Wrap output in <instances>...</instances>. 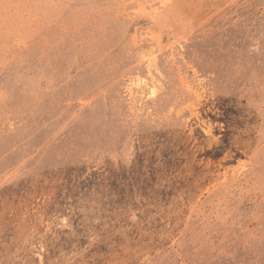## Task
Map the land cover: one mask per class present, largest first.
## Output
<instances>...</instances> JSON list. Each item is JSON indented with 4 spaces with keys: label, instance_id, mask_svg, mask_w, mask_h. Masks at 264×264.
Returning a JSON list of instances; mask_svg holds the SVG:
<instances>
[{
    "label": "rangeland",
    "instance_id": "1",
    "mask_svg": "<svg viewBox=\"0 0 264 264\" xmlns=\"http://www.w3.org/2000/svg\"><path fill=\"white\" fill-rule=\"evenodd\" d=\"M0 264H264V0H0Z\"/></svg>",
    "mask_w": 264,
    "mask_h": 264
}]
</instances>
